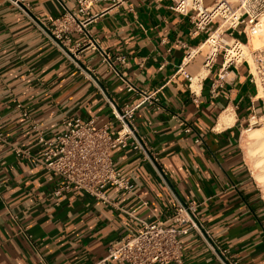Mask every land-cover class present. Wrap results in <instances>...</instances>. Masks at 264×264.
Listing matches in <instances>:
<instances>
[{
	"label": "crops",
	"instance_id": "crops-1",
	"mask_svg": "<svg viewBox=\"0 0 264 264\" xmlns=\"http://www.w3.org/2000/svg\"><path fill=\"white\" fill-rule=\"evenodd\" d=\"M30 2L47 27L67 9L77 13L75 0ZM215 2L204 0L207 7ZM173 4L99 0L82 17L89 18L87 35L73 33L66 45L120 106L142 100L126 82L156 99L137 110L134 122L158 169L136 150H115V167L134 189L108 186L103 202L76 189L54 195L61 179L39 163L38 133L54 140L71 117L108 125L112 135L120 124L89 75L0 0V264H119L103 262L109 247L137 234L142 222L167 220L176 210L172 192L198 205L199 225L227 261L264 264V195L242 147L248 118L264 115L260 89L241 64L225 72L224 86L212 95L222 59L206 70L204 42L216 25L197 31L192 16ZM86 36L96 49H76ZM179 239L187 264H223L196 229Z\"/></svg>",
	"mask_w": 264,
	"mask_h": 264
},
{
	"label": "built area",
	"instance_id": "built-area-1",
	"mask_svg": "<svg viewBox=\"0 0 264 264\" xmlns=\"http://www.w3.org/2000/svg\"><path fill=\"white\" fill-rule=\"evenodd\" d=\"M18 8L61 50L83 73L88 74L101 91L110 107L112 117L120 124L115 135L109 132L108 125L95 128L93 121L71 117L66 122V130L54 140L38 133V142L44 147L38 161L47 170L55 173L61 184L54 190L56 197L73 190L82 191L100 201L109 202L105 193L108 186H115L122 191L132 192L134 185L115 167L112 153L117 149H133L141 153L156 170L157 159L147 147L144 137L139 134L134 119L137 110L143 104H155L156 99L145 90H139L126 82L128 92L141 96L139 104L120 106L100 86L75 57L66 50L73 33L87 35L91 7L99 0H75L77 13L66 10L48 27L33 14L30 0H5ZM119 6L128 0H104ZM172 9L184 16L191 15L197 31L215 24L216 27L204 45L208 47L204 68L210 70L219 58L222 59L218 79L213 83L211 93L218 95L224 86L225 72L237 65L246 64L250 80L264 92V45L254 48L250 40L259 37L263 29L264 0H216L207 7L204 0H174ZM87 37V36H86ZM245 37V40L242 38ZM97 48L94 39L87 37L76 49ZM125 63L124 57L118 59ZM180 72L188 79L191 77L183 68ZM117 73V72H116ZM264 101V97H261ZM28 116L27 114H24ZM264 124V115H252L248 118L247 128H256ZM190 129H187L189 131ZM18 154L28 155V150L17 149ZM169 189L170 186L167 184ZM172 191V190H171ZM175 212L165 221L156 223L142 222L137 234L124 239L121 245L111 246L103 262L114 261L119 264H187L184 258L180 235L196 229L223 264H239L225 259V250L218 251L207 237L197 219L198 205L184 203L174 192ZM185 227V228H184Z\"/></svg>",
	"mask_w": 264,
	"mask_h": 264
},
{
	"label": "bare ground",
	"instance_id": "bare-ground-1",
	"mask_svg": "<svg viewBox=\"0 0 264 264\" xmlns=\"http://www.w3.org/2000/svg\"><path fill=\"white\" fill-rule=\"evenodd\" d=\"M264 30V17L263 29ZM253 44H258V39L255 37L250 40ZM264 45V43L262 44ZM260 45L259 47H261ZM194 79V78H193ZM260 96L264 97V92L260 90ZM226 125L232 123V120H226ZM242 147L245 150L246 159L249 160L253 168V175L258 184L263 188L264 195V132L260 129L249 128L242 134Z\"/></svg>",
	"mask_w": 264,
	"mask_h": 264
},
{
	"label": "rangeland",
	"instance_id": "rangeland-1",
	"mask_svg": "<svg viewBox=\"0 0 264 264\" xmlns=\"http://www.w3.org/2000/svg\"><path fill=\"white\" fill-rule=\"evenodd\" d=\"M256 38H257L258 41H259L257 45L253 44L252 41H251V45H252L254 48H257V47H259L260 45H262V44L264 43V30H263V32L261 33V35H260L259 37H256ZM205 49L208 51V47H206ZM254 129H260L261 131L264 132V124H262V125H260V126H258V127H256V128H254ZM244 130H245V129H244ZM244 152H245V150H244ZM247 162H248V164L250 165L251 170L253 171V168H252L251 163L249 162V160H247ZM259 185H260V184H259ZM260 187H261V186H260ZM261 189H262V191H263V188H262V187H261Z\"/></svg>",
	"mask_w": 264,
	"mask_h": 264
}]
</instances>
